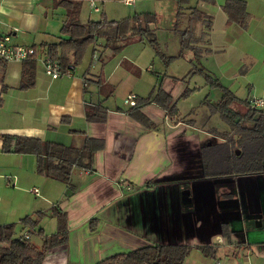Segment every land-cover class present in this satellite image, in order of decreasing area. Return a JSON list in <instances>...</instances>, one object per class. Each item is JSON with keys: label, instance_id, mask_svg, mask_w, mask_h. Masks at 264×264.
Segmentation results:
<instances>
[{"label": "crops", "instance_id": "crops-1", "mask_svg": "<svg viewBox=\"0 0 264 264\" xmlns=\"http://www.w3.org/2000/svg\"><path fill=\"white\" fill-rule=\"evenodd\" d=\"M60 1L65 0H0V34L10 36L14 45L38 51L27 60L34 61V84L25 89L20 82L27 61L0 62V135L28 136L75 148L89 137L103 140L104 148L94 154L90 171L73 169L65 184L39 175L35 155L2 153L0 138V225H20L18 236L26 234L31 241L35 233L22 226V218L42 212L35 231L41 229L50 236L58 229L53 208L64 213L66 242L49 248L43 264H96L151 244L189 246L184 264L215 260L264 264V174L204 179L200 148L218 142L217 138L211 132L189 134L196 131L195 121L178 117V108L173 117H167L154 103L144 106L142 111L154 129L132 120L124 98L149 97L138 82L141 71L125 56L105 55L95 47L99 44L93 47L98 48L92 53L93 71L77 67L55 80L45 75L46 49L40 46L57 42L69 8ZM226 1L186 0L177 6V0H170L172 8H180L184 27L191 24L194 46L201 48L202 57L213 49V53H224L223 65L230 66L227 74L232 66L247 65L245 72L253 74L246 83L251 89L246 93L234 85L230 87L234 95L246 99L254 94L263 101L264 0H241L247 17L240 24L229 21L223 12ZM132 43L123 50L138 42ZM63 53L71 56L70 51ZM235 74H230V81L242 83ZM168 79L163 77L160 87L175 104L183 87L180 81ZM130 83L128 90L122 89ZM120 89L121 96L116 95L114 91ZM99 102L106 109L104 122H87L85 107ZM213 245L217 246L214 259L205 258L199 248Z\"/></svg>", "mask_w": 264, "mask_h": 264}, {"label": "trees", "instance_id": "trees-1", "mask_svg": "<svg viewBox=\"0 0 264 264\" xmlns=\"http://www.w3.org/2000/svg\"><path fill=\"white\" fill-rule=\"evenodd\" d=\"M186 0H177L180 6ZM59 4H68L63 25L57 42L43 44L41 49H46L45 57L55 61L62 68L63 76L70 75L75 68L79 67L89 44H99L102 50L109 49L113 54H118L127 45L138 41L154 47L155 36L146 21L131 23L129 19L119 21H107L102 17L99 21H88L86 25L79 23L78 15L80 2L60 1ZM177 18L182 16L177 7ZM229 21L244 23L247 17L245 4L241 0H227L223 7ZM191 24L185 27L180 34V47L193 53V61L202 57L201 48L194 46L195 40ZM100 40V41H99ZM103 41V44L101 43ZM35 55L38 51L35 47ZM98 49V48H95ZM93 48V53L95 51ZM70 51L67 57L63 52ZM33 56V57H34ZM32 57V58H33ZM165 60L164 56H161ZM0 62H3L0 59ZM201 71V69H199ZM34 61L23 63L21 71L20 88H28L34 84ZM62 77V76H61ZM175 82V80H173ZM206 81L212 88H219L221 97L211 107V113L220 115L222 121L230 126V133L220 134L212 131L216 138L219 136L222 142H214L200 148V161L204 179H220L232 176H245L264 174V108H252L250 100L239 99L232 92L225 89L216 78L206 75ZM130 96V95H128ZM124 98L123 103L128 97ZM135 96V95H134ZM183 96V95H182ZM135 105L129 106L128 116L146 129H154L155 125L143 113L142 108L150 103L158 105L167 117H173L176 113L175 104H171L172 98L161 87L155 96L137 98ZM103 102L85 107L86 121L91 123L104 122L106 109ZM191 122V121H189ZM192 123V122H191ZM217 137V139L219 138ZM1 152L12 155H35L38 158L37 173L47 179L69 184L73 169L90 171L93 167V156L102 151L104 142L101 139L85 138L81 147H69L59 143L42 142L37 138L2 134ZM235 149L239 151L237 155ZM56 207V206H55ZM58 229L45 236L39 229L43 218L42 212L24 217L20 223L28 228L30 234L35 233L43 238L41 247L34 245L25 236L15 237L16 224L0 225V264H43L45 254L51 247L65 244L67 239L66 216L56 212ZM35 231V232H34ZM216 245L200 247L199 251L205 258L214 259ZM191 248L186 245H157L151 244L127 253L115 254L107 257L96 264H184L189 256Z\"/></svg>", "mask_w": 264, "mask_h": 264}, {"label": "rangeland", "instance_id": "rangeland-1", "mask_svg": "<svg viewBox=\"0 0 264 264\" xmlns=\"http://www.w3.org/2000/svg\"><path fill=\"white\" fill-rule=\"evenodd\" d=\"M124 1L82 0L78 16L79 23L86 25L88 21H99L102 17L107 21L129 19V22L133 23L137 21L135 17L138 16L140 21H146L155 36L154 47L152 48L151 45L138 41L135 44V41L130 45L135 44V47H129L116 54L120 55L118 58L125 56L138 66L141 71L138 74V77H140L138 82L144 84V94L155 96L159 92L160 86L163 87V77L175 80V82L180 81L179 83L182 84L183 89L181 88L180 90L181 96L174 102L176 108L180 111L181 116L178 117L187 121H191L190 118H192L195 121L194 127H196V131L192 133L189 131L188 133L199 135L202 131L206 134L215 131L220 134H229L230 126L222 121L219 114L210 112L211 107L214 105L213 103L221 97V93L219 88L210 87L206 81V75L209 74L212 79L216 78L218 83L230 92H232L230 87L237 85L238 87L242 86L247 93L251 87L246 86V83L253 78L251 72H245L247 65L243 63L238 68L232 66L233 71L229 73L231 75L236 73L238 81L242 82L234 84L235 80L233 83L230 81V77L232 78L233 76L227 74V68L230 66L223 65L224 53H213L214 49H211V53L200 57L198 62L196 60L193 61V54L191 55L192 52L190 50H183L179 56L181 51L179 37L181 32L185 30V25H183L182 21L176 20V5L172 8L170 0H134V3L128 6L124 4ZM91 3L93 6H91ZM95 8L98 9V12H95ZM101 43L103 44V41ZM141 45L144 48H141ZM93 47L94 44L87 46V50L78 67L79 70L85 71L87 68L90 71L94 70V67H90ZM229 49L233 50L231 47ZM104 51L105 55L111 53L109 49H104ZM161 56H164L165 60H162ZM118 58L115 60H118ZM249 66L250 64L248 68ZM132 84L123 85L122 89L128 90ZM122 89L115 90L114 93L116 95L119 93L121 96ZM253 98H256L254 94L248 97L250 101ZM217 141L222 142L220 137ZM19 231L20 225L17 224L14 231L15 237H18ZM33 238L35 239H31V242L37 247H41L43 239H40L42 243L38 244V235L35 234Z\"/></svg>", "mask_w": 264, "mask_h": 264}, {"label": "built area", "instance_id": "built-area-1", "mask_svg": "<svg viewBox=\"0 0 264 264\" xmlns=\"http://www.w3.org/2000/svg\"><path fill=\"white\" fill-rule=\"evenodd\" d=\"M132 0H125L124 4H131ZM35 55V49L32 47H25L14 45L11 43L10 36L0 34V59L4 62H18L23 63ZM43 71L46 76L55 80L63 76L59 64L51 59L45 57L42 61ZM135 96L130 95L126 98L125 104L129 106L135 105ZM252 108L261 109L264 107V102L261 99L253 98L251 101ZM34 195H37V190H31ZM28 239V236H25ZM213 264H222L221 261L215 260Z\"/></svg>", "mask_w": 264, "mask_h": 264}, {"label": "flooded vegetation", "instance_id": "flooded-vegetation-1", "mask_svg": "<svg viewBox=\"0 0 264 264\" xmlns=\"http://www.w3.org/2000/svg\"><path fill=\"white\" fill-rule=\"evenodd\" d=\"M235 153L238 155L239 154V151L237 149H235Z\"/></svg>", "mask_w": 264, "mask_h": 264}]
</instances>
